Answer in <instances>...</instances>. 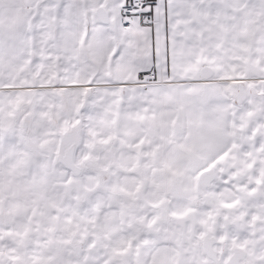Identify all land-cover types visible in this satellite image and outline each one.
<instances>
[{"label": "snow or ice", "instance_id": "obj_1", "mask_svg": "<svg viewBox=\"0 0 264 264\" xmlns=\"http://www.w3.org/2000/svg\"><path fill=\"white\" fill-rule=\"evenodd\" d=\"M0 264H264V0H0Z\"/></svg>", "mask_w": 264, "mask_h": 264}]
</instances>
